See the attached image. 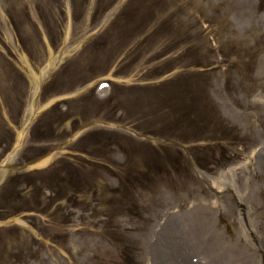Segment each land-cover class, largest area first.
<instances>
[{"label": "rangeland", "instance_id": "obj_1", "mask_svg": "<svg viewBox=\"0 0 264 264\" xmlns=\"http://www.w3.org/2000/svg\"><path fill=\"white\" fill-rule=\"evenodd\" d=\"M7 1L0 0V9L4 10V4ZM37 1L40 4L43 2V0ZM194 1L199 4L192 3L194 8L190 6L191 9L198 11L196 21L193 22L192 35H185L180 40L182 44H179L178 47L180 50L182 47L186 56L190 58L191 55L187 54L185 48L187 42L192 41L196 45L193 53L198 45L197 50L202 49L206 54L205 57L199 54V57L204 59L205 63L214 61L215 67L197 72L198 76L195 77L196 81L192 90L197 91L208 106H212L214 103L217 113L231 124L237 134L248 139V143L243 141L244 145L241 146H244L245 150L237 158H232L229 152H226L228 160L226 167L230 175L224 177L228 179L229 192L225 190L227 196H216L205 186L197 175L199 174V177L206 181L209 177L199 173L197 168H195L198 171L196 176L191 169V177L186 175L188 172L185 168V173L176 174L178 170L171 167L172 176L176 174V179L172 182L167 175L164 176V179L158 178L153 181V189L162 183L171 188H167L165 185L154 194L151 191L141 192L140 203L144 205L142 213H123V217L120 216L115 220V228L109 226L107 231L98 223L104 220L101 218L105 213L102 208H96V214H93L94 209L89 213L81 207L82 212L77 210L74 217L70 218L72 224L63 228L60 225L50 224L47 217L41 218L45 222L40 228L31 227L32 215L21 214L13 218L15 219L14 228H9L10 232L0 231V264H126L129 262L130 253L132 256L135 255L134 259L138 264H152L153 259L151 258L159 252L157 245L160 241L163 245H171L173 241L176 246L184 249L192 245L196 247V241L190 240L191 232H187L188 227L184 225L186 231L179 232L175 231L176 228H167L168 224L165 222L171 216L187 214L190 211H187L188 205L201 201L205 203L203 207L205 211L210 212L207 218L210 219V215H213L208 221L209 227H203L201 234L208 237L215 233L216 238L218 235L222 239L217 240L221 242L220 246L216 243L214 248L203 247V254L210 259L223 257L220 259L222 264L224 261H226L225 264H241L242 262L264 264V152L261 151V144L255 143V139L259 142L264 141V0ZM137 2L138 0L135 1V3ZM44 8L42 6L40 8L43 15ZM1 12L4 13V11L0 10V25L3 27L0 30V38L5 46L11 48L12 53H16L18 43L14 30L9 28L7 17ZM217 13L218 16H216ZM216 19H222L221 23L223 24V33L219 38L228 44L217 46L211 40L215 44H212L211 47L217 54L214 59L212 55H209V51L212 54V48L203 36L210 30V27L201 31L198 24L204 21L205 24L210 22L213 25ZM72 27V31L77 32L79 29L73 24ZM200 32L202 42L198 44L197 35ZM68 44L62 52L65 54L59 57L56 64H60L62 58H67V63H69L74 60L76 53H79L76 37ZM218 47H221L219 53L217 52ZM148 59L149 56H142L136 61L134 59L130 61L136 62V69H139L140 73H150L155 70L156 65L150 64ZM226 59H229V62H226ZM47 61L44 62V67H46ZM38 64L32 66L35 73L41 72ZM137 78L138 75L127 76L124 80V82L127 81L124 83L125 86L135 85ZM118 83L123 84L122 82ZM43 104L41 103V105ZM150 114L149 109L140 112L137 107L123 120H131L137 125L147 128L152 125L151 119L146 120ZM29 115L30 110L25 113V120ZM117 116L119 117V114ZM108 134L109 136L103 138L106 140L107 151H109L111 142L134 146V143L123 134H110V132ZM200 135L206 137V130L203 129ZM26 139L28 137L24 141ZM24 144L25 142H23V146ZM19 149L15 150L5 164L21 163L18 157ZM112 150L114 155L109 157V160L121 163L124 155L117 153L115 148ZM67 152L68 147H61L57 156ZM249 154L255 155L253 156L255 160L253 159L252 163L250 162L252 156L248 157ZM216 156L215 154L213 160L217 159ZM99 162L105 164L103 161ZM108 164L110 167V163ZM211 169L213 170L212 177L220 172L216 164ZM6 172V169L0 172V183ZM60 175H63L62 172ZM92 180L95 182L105 181L109 188L120 190L117 187L118 181L112 175L109 176L104 172L101 176L93 175ZM15 183L16 181L13 182V185ZM61 183L64 185L67 180H62ZM17 192L21 193L18 188ZM143 193L144 195H142ZM103 195L99 196V201ZM120 198L124 201L130 200V193L127 191L126 185ZM57 207L65 210L66 203L62 201ZM194 212L192 213L194 214ZM91 213L92 215L89 217ZM80 218H82V222ZM87 219L90 224L87 223ZM39 220L36 218L35 222L38 223ZM87 224L88 226H86ZM186 224L189 226L187 222ZM243 225L245 228L242 227ZM241 227L242 229H240ZM248 228L249 230H246ZM48 236L55 240L52 241ZM238 236L241 237V243L238 241ZM155 237L158 240H155ZM199 237L205 240L204 237ZM121 238L124 240V245L119 242ZM225 239L227 242H224ZM66 240L67 248L62 249L56 246V243L61 244ZM115 246L119 249H115ZM227 250L230 253H227ZM186 252L191 257L198 254L196 251L192 253L188 249ZM2 256L5 262L2 260Z\"/></svg>", "mask_w": 264, "mask_h": 264}, {"label": "bare ground", "instance_id": "obj_2", "mask_svg": "<svg viewBox=\"0 0 264 264\" xmlns=\"http://www.w3.org/2000/svg\"><path fill=\"white\" fill-rule=\"evenodd\" d=\"M158 246L159 249L161 248H165V249H163L164 250L163 253H158V255L155 257L156 261H154L153 264H202L197 260L194 261L192 257H189L186 254L185 250L182 251L179 250V248L176 249L174 245L164 246L161 244ZM216 264H218V262H216Z\"/></svg>", "mask_w": 264, "mask_h": 264}]
</instances>
